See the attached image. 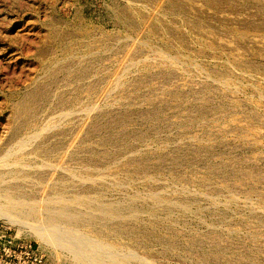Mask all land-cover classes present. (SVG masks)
<instances>
[{
  "label": "rangeland",
  "instance_id": "1",
  "mask_svg": "<svg viewBox=\"0 0 264 264\" xmlns=\"http://www.w3.org/2000/svg\"><path fill=\"white\" fill-rule=\"evenodd\" d=\"M0 208V264H264V0H0Z\"/></svg>",
  "mask_w": 264,
  "mask_h": 264
},
{
  "label": "bare ground",
  "instance_id": "2",
  "mask_svg": "<svg viewBox=\"0 0 264 264\" xmlns=\"http://www.w3.org/2000/svg\"><path fill=\"white\" fill-rule=\"evenodd\" d=\"M58 198V197H57ZM49 199V198H48ZM76 199H78V198H76ZM89 199V198H88ZM87 199V200H88ZM90 200V199H89ZM50 201V200H49ZM43 202H44V199H43ZM59 202V201H58ZM67 202V201H66ZM66 202H64V203H66ZM83 202V201H82ZM91 202V201H90ZM16 203V202H15ZM40 203V202H39ZM48 203V202H47ZM51 203V202H50ZM54 203V202H53ZM61 203V202H60ZM94 203V202H93ZM34 204V203H33ZM76 204V203H75ZM14 205V204H13ZM29 205V204H28ZM36 205V204H35ZM49 205V204H48ZM67 205V204H66ZM61 206V207H59L58 209H53V210H51L50 212L49 211H47V212H49V218L50 219H58V220H62V219H71L72 220V218L74 217H77V215L79 216L80 214L79 213H81V212H75V213H70V209H68V207L67 206ZM73 205V204H72ZM71 205V206H72ZM9 206H10V204H9ZM30 207H32V212H35V213H37V211H38V208H36V207H34V205H29ZM12 207V208H11ZM11 207H9V208H11V209H16V207H15V205L14 206H12V204H11ZM28 207V206H27ZM29 207V208H30ZM41 207V206H40ZM87 207V206H86ZM5 208V207H4ZM8 207H7V210L9 209ZM42 208V207H41ZM110 208V207H109ZM108 208V206H103V207H101V210L104 212H106V213H108L111 209H109ZM6 209V208H5ZM4 209V211L6 212V210ZM18 209V208H17ZM31 209V208H30ZM43 209V208H42ZM88 209V208H87ZM96 209V208H95ZM99 209H100V206H99ZM40 210V209H39ZM49 210V209H48ZM0 211H1V208H0ZM12 211V210H11ZM82 211V210H81ZM113 211V210H112ZM2 212H3V210H2ZM31 212V213H32ZM92 212V211H91ZM4 213V212H3ZM28 213V212H27ZM2 214V213H1ZM38 214H40V213H38ZM38 214H34V215H37L38 216ZM46 214V213H45ZM86 214V213H85ZM10 215V214H9ZM28 215V214H27ZM84 215V214H83ZM90 215V214H89ZM112 215V214H111ZM31 217V216H30ZM86 217V216H85ZM41 218V217H40ZM79 218H81V216L79 217ZM86 219V218H85ZM36 221H37V219H36ZM39 221V220H38ZM55 221V220H54ZM57 221V220H56ZM25 223V222H24ZM50 223V222H49ZM44 225V224H43ZM56 225V224H55ZM39 226H40V224H39ZM42 226H40V230H42V228H41ZM39 228V227H38ZM44 229H46L45 231H47V233L45 234V236L47 237V239H49V240H51V241H53V242H61V243H63L64 242V240H62V238L58 235V234H56V232H55V228L54 227H50L49 226V228H44ZM44 229L42 230V231H44ZM67 229V228H66ZM39 230V231H40ZM67 231V230H66ZM72 231V230H71ZM66 233V232H65ZM101 233V232H100ZM41 234H43V232L41 233ZM72 234V233H71ZM71 234L68 236L69 238H70V236H71ZM102 234V233H101ZM59 236V237H58ZM65 236V235H64ZM67 236V235H66ZM77 236H79V235H77ZM43 237H44V235H43ZM46 237H44L45 239H46ZM67 237V238H68ZM71 237H73L72 238V240H70V241H68V242H64V243H66L67 244V247H69L68 245H71V247L73 246L74 248H77V250H78V248L79 249H81V250H83L84 252H82L83 253V256L85 255V260L87 259L88 261H89V263L90 264H101V262H102V259H104L105 260V257H110V254L112 253H110V254H108V251L110 250V248H109V250H108V248L106 247V245H103V243L101 244V243H99V242H97V241H95L96 243H94V241L92 240L91 241V243H89V244H87V243H85L84 242V239H79L80 237H74V235L73 236H71ZM64 238V237H63ZM68 238V239H69ZM46 239V240H47ZM65 240H67V239H65ZM90 241V240H89ZM88 241V242H89ZM93 242V243H92ZM60 243V244H61ZM64 245V244H63ZM70 248V247H69ZM76 250V249H75ZM75 250H74V252H75ZM105 251V252H104ZM111 251V250H110ZM114 251V250H113ZM81 252V251H80ZM102 253H104V254H108V255H106V256H104V258H102L101 256H103V255H101ZM76 254H78L77 252H76ZM101 255V256H100ZM113 255V254H112ZM125 255V254H124ZM131 255V254H130ZM81 256V255H80ZM115 256V255H114ZM114 256H111V257H113L114 258V260H115V257ZM122 256V255H121ZM127 256V255H126ZM110 257V258H111ZM79 258V257H78ZM82 258V257H81ZM81 258H79V259H81ZM102 258V259H101ZM109 258V259H110ZM117 258V257H116ZM124 258H125V256H124ZM127 258V257H126ZM108 259V260H109ZM112 259V258H111ZM126 260V259H125ZM109 261H111V260H109ZM113 261V260H112ZM117 261V260H116ZM120 261H122V260H120ZM104 262V261H103ZM87 263V262H86ZM103 264V263H102ZM105 264V263H104Z\"/></svg>",
  "mask_w": 264,
  "mask_h": 264
}]
</instances>
